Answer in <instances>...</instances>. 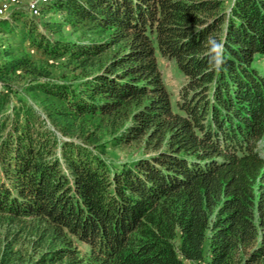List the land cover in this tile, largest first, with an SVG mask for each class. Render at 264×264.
<instances>
[{
  "label": "trees",
  "instance_id": "16d2710c",
  "mask_svg": "<svg viewBox=\"0 0 264 264\" xmlns=\"http://www.w3.org/2000/svg\"><path fill=\"white\" fill-rule=\"evenodd\" d=\"M44 14L60 17L50 36L19 11L0 20V264H264V0ZM27 43L77 78L51 79ZM159 56L186 80L176 109ZM133 145L139 158L109 165Z\"/></svg>",
  "mask_w": 264,
  "mask_h": 264
},
{
  "label": "rangeland",
  "instance_id": "374dc122",
  "mask_svg": "<svg viewBox=\"0 0 264 264\" xmlns=\"http://www.w3.org/2000/svg\"><path fill=\"white\" fill-rule=\"evenodd\" d=\"M52 1L53 0H51V2ZM19 12H22L27 20L33 21L38 26L39 33H45V34H48L49 36L51 34H49V32L44 29V24L49 20L54 19L56 21H59L60 19L59 16L54 15V14H45L41 18L34 19V18H31L28 14H26L23 11H19ZM65 34L66 35L70 34L69 28L65 29ZM3 38H6V37H4L0 33V45L4 47L5 43L2 42ZM24 49H26V52H24L26 55H28L29 57L31 55V57L33 56V58L36 59L37 66H40L48 71L51 79H54L57 81H68L69 82V81H74L77 78V74L73 73L72 68L66 65L65 63L55 62L52 60L46 61V58L42 57L41 54L38 51H36L34 48H32L30 44L28 43L25 45ZM158 62H159V67L162 72L167 89L172 94L171 95L172 105L176 109V103L179 99V92L182 86L186 82L185 77L178 71L174 62L164 59L160 56L158 58ZM256 63L259 66L258 68L263 69L262 71L264 72V56L258 57L256 59ZM20 75L21 73L18 74V76ZM20 77H24V76H20ZM16 79H18V77L15 78L14 85L19 88L24 87L30 80L29 77H26L23 81H20V79L19 80H16ZM142 149L143 148L138 145L119 147V148H108L106 152V159L109 165L114 168V167L121 165L124 162L134 161L137 158H139L140 155L143 154ZM7 229H8V226L6 223H0V245H2L3 242H6L5 236L7 234ZM24 238L25 240L21 241V248L23 251L22 258H24V260H27L30 256L28 255L30 252H27V250H28V246L30 242L29 239H31V237L29 238L27 236ZM18 247L20 246H17V248ZM78 248L81 252H85V248L83 246L78 245Z\"/></svg>",
  "mask_w": 264,
  "mask_h": 264
},
{
  "label": "built area",
  "instance_id": "2783aa9c",
  "mask_svg": "<svg viewBox=\"0 0 264 264\" xmlns=\"http://www.w3.org/2000/svg\"><path fill=\"white\" fill-rule=\"evenodd\" d=\"M51 0H0V20L9 19L12 13L23 11L31 18L43 17L44 10L50 5ZM3 46L0 45V51ZM186 264H206L197 261H187Z\"/></svg>",
  "mask_w": 264,
  "mask_h": 264
},
{
  "label": "clouds",
  "instance_id": "9594fccd",
  "mask_svg": "<svg viewBox=\"0 0 264 264\" xmlns=\"http://www.w3.org/2000/svg\"><path fill=\"white\" fill-rule=\"evenodd\" d=\"M212 44H213V48L215 50H219V49H222V45L218 44L217 42L215 41H212ZM215 61H216V64L219 65L222 61H221V57L219 56V54L215 57Z\"/></svg>",
  "mask_w": 264,
  "mask_h": 264
}]
</instances>
